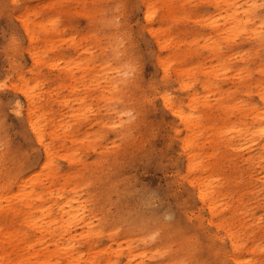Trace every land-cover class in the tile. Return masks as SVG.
I'll list each match as a JSON object with an SVG mask.
<instances>
[{"label": "rangeland", "instance_id": "374dc122", "mask_svg": "<svg viewBox=\"0 0 264 264\" xmlns=\"http://www.w3.org/2000/svg\"><path fill=\"white\" fill-rule=\"evenodd\" d=\"M262 126L264 0H0V264H264Z\"/></svg>", "mask_w": 264, "mask_h": 264}, {"label": "bare ground", "instance_id": "6f19581e", "mask_svg": "<svg viewBox=\"0 0 264 264\" xmlns=\"http://www.w3.org/2000/svg\"><path fill=\"white\" fill-rule=\"evenodd\" d=\"M178 117H179V119L181 120V121H185L186 120V117H183L182 115H180V114H178ZM258 117H260L259 115H258ZM262 121H263V118H261V119H259V120H257V123H258V125H262ZM28 125L30 126V129H31V131H32V133L34 134V136H35V139L36 140H38V141H41V133H40V130H39V127H38V124L36 125L35 123H33L32 121H29L28 122ZM30 129H29V131H30ZM256 133V132H255ZM258 136L257 137H263L264 138V127L262 126L261 128H260V131L258 130ZM262 138V139H263ZM37 141V142H38ZM252 143V142H251ZM260 143H262L261 141H260ZM263 143H264V141H263ZM41 144V143H40ZM263 146H264V144H263ZM44 152H45V154L47 153V149L46 148H44ZM207 191H206V186H204V185H202V186H200L199 188H198V192H197V196H198V198L204 203V204H206L207 206H208V209L209 210H212L213 208H212V202L210 201V200H208V196L210 195L209 193H206ZM229 242H230V245H231V247H233L234 249H236V247H237V245H236V239H235V237H234V235H233V233L230 231V235H229ZM233 259V258H232ZM233 261H234V263L235 264H245V263H238L235 259H233Z\"/></svg>", "mask_w": 264, "mask_h": 264}]
</instances>
